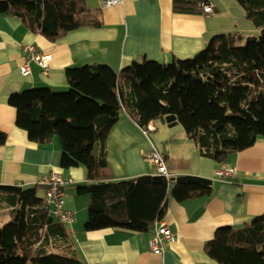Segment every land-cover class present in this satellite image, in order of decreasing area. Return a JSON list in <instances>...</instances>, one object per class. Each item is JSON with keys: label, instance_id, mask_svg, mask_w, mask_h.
I'll use <instances>...</instances> for the list:
<instances>
[{"label": "trees", "instance_id": "1", "mask_svg": "<svg viewBox=\"0 0 264 264\" xmlns=\"http://www.w3.org/2000/svg\"><path fill=\"white\" fill-rule=\"evenodd\" d=\"M255 36L214 35L194 56L168 63L145 59L115 71L103 63L66 69L68 88L35 87L12 93L15 124L28 138L61 142L62 167L82 165L88 183L87 231L119 227L148 231L163 218L169 195L175 200L207 196L212 181L195 175L144 174L115 179L105 141L124 110L141 128L161 120L180 124L200 152L218 164L264 137V0H236ZM207 0H172L178 13L198 12ZM0 13L17 17L30 31L56 41L78 27L102 24L100 9L85 0H0ZM6 135L0 131V144ZM37 186L0 185L8 219L0 224V264H83L45 245L53 223ZM219 264H264V212L242 228L217 227L204 244Z\"/></svg>", "mask_w": 264, "mask_h": 264}, {"label": "crops", "instance_id": "2", "mask_svg": "<svg viewBox=\"0 0 264 264\" xmlns=\"http://www.w3.org/2000/svg\"><path fill=\"white\" fill-rule=\"evenodd\" d=\"M207 1L212 7L210 13L201 8L192 13L174 12L172 0H121L110 6H103L102 0H85L88 7L101 10L102 24L78 27L54 42L30 31L17 17L0 13V131L6 135L0 144V185L37 186V194L44 197L40 183L44 175L56 172L66 181L63 205L75 217L64 224V234L54 228L50 230L45 241L49 250L58 249L64 252L62 255L75 256L83 264H219L204 248L216 228L224 225L242 228L264 212V137H258L253 146L218 164L200 152L180 124L170 126L161 120L151 121L148 124L153 129L146 133L122 110L105 141L115 179L158 174L145 156L155 148L165 155L169 177L208 178L212 181V192L182 201L169 195L160 221L173 231L174 240L166 242L159 254L149 247L153 226L141 232L119 227L87 231L84 229L88 218L87 196L77 193L78 185L88 183L86 168L62 167L58 136L45 143L30 140L26 130L15 124L16 110L8 104L12 93L29 88L67 90L65 71L69 67L103 63L119 71L143 58L161 63L190 58L214 35L231 33L239 18L247 20L236 0ZM250 26L255 28L252 23ZM28 44L49 56L46 69L30 59L29 72L22 74L24 46ZM225 166L232 169V174L221 177L217 171ZM0 204L5 207L3 217L7 220L8 208ZM53 223L58 221L53 218Z\"/></svg>", "mask_w": 264, "mask_h": 264}, {"label": "built area", "instance_id": "3", "mask_svg": "<svg viewBox=\"0 0 264 264\" xmlns=\"http://www.w3.org/2000/svg\"><path fill=\"white\" fill-rule=\"evenodd\" d=\"M121 0H102L103 6H110L116 3H120ZM202 10L204 13L212 12V7L208 4L202 5ZM25 51V62L21 67L22 74H27L28 70V60H34L40 67L46 69L48 67L49 56L39 52L35 45L28 44L24 46ZM144 131L147 133L148 130L153 129L149 124ZM146 160L152 164L158 174L169 177L165 166V155L158 149H152L146 155ZM217 174L221 177L230 176L232 174V169L229 167H222L217 171ZM68 181H72L71 178ZM44 188L43 203L48 209L49 213L55 218L59 223L69 224L74 220L75 214L71 209L65 208L63 205V187L66 183L65 180L56 172H50L44 175L40 181ZM174 240L173 231L166 225L163 221H155L153 225V235L149 240V247L155 253H162L164 251L165 243Z\"/></svg>", "mask_w": 264, "mask_h": 264}, {"label": "rangeland", "instance_id": "4", "mask_svg": "<svg viewBox=\"0 0 264 264\" xmlns=\"http://www.w3.org/2000/svg\"><path fill=\"white\" fill-rule=\"evenodd\" d=\"M238 21V26L237 27H234L232 30H231V33L230 34H236L235 32H239V33H242L243 35H246V36H255L256 34H258V29L256 28H253L251 25V22L250 21H247L245 19H241L239 18ZM245 23V24H243ZM228 32L230 31H226L225 34H227ZM62 92V91H61ZM40 194V193H39ZM1 205V204H0ZM5 207L4 206H0V224H2L5 220H6V217H3L5 214ZM51 252H54V253H58V254H63L64 252L58 250V249H52L50 250Z\"/></svg>", "mask_w": 264, "mask_h": 264}]
</instances>
